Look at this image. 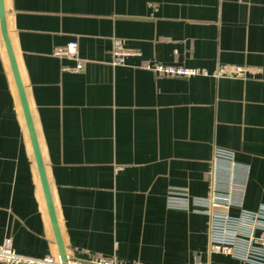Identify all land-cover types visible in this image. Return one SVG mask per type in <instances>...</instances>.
<instances>
[{
	"label": "crops",
	"instance_id": "1",
	"mask_svg": "<svg viewBox=\"0 0 264 264\" xmlns=\"http://www.w3.org/2000/svg\"><path fill=\"white\" fill-rule=\"evenodd\" d=\"M7 26L67 254L121 264H244L208 249V220L165 207L170 185L204 196L214 148L250 167L264 204V0H4ZM131 55L112 66L113 39ZM77 40L84 60L52 51ZM143 62L241 76L158 77ZM57 257L0 36V243Z\"/></svg>",
	"mask_w": 264,
	"mask_h": 264
},
{
	"label": "built area",
	"instance_id": "2",
	"mask_svg": "<svg viewBox=\"0 0 264 264\" xmlns=\"http://www.w3.org/2000/svg\"><path fill=\"white\" fill-rule=\"evenodd\" d=\"M140 55L124 48L120 39L114 38L111 50L112 66L124 65L131 55ZM57 58L76 61L74 67L65 70L79 72L84 60L78 54L77 40H70L53 49ZM141 67L160 77H190L212 75L213 77H235L244 73V68L234 66L230 72L220 66L212 74L201 68L175 64L143 62ZM250 167L236 160L235 152L214 148L212 166L206 173L209 190L204 196L192 195L186 186L170 185L165 193V207L189 213L201 214L208 220V249L210 253L228 257L244 264H264V204L255 209L244 207L245 189ZM0 264H61L57 257L46 255L42 258L17 253L10 238L0 243ZM69 264H121L115 256H91L87 259L72 258ZM189 264H210L194 260Z\"/></svg>",
	"mask_w": 264,
	"mask_h": 264
},
{
	"label": "water",
	"instance_id": "3",
	"mask_svg": "<svg viewBox=\"0 0 264 264\" xmlns=\"http://www.w3.org/2000/svg\"><path fill=\"white\" fill-rule=\"evenodd\" d=\"M0 36L1 40L6 52L9 68L12 74V78L14 81V85L16 88V93L18 97V101L20 104V108L22 111L25 127L27 130L32 155L34 159V163L36 166L40 187L44 199V204L46 207V211L49 218V223L51 226V230L53 233L54 244L57 250V258L61 264H69L70 257L67 254L66 247L62 238L61 230L59 227L57 214L54 206V201L48 181V176L46 172L45 163L43 160L42 152L39 145L38 135L36 131V127L34 124V120L32 117L30 105L28 102V98L26 95L25 87L23 84V80L21 77V73L18 67V63L16 60V56L14 53L13 45L11 42L7 20H6V9H5V1L0 0Z\"/></svg>",
	"mask_w": 264,
	"mask_h": 264
}]
</instances>
